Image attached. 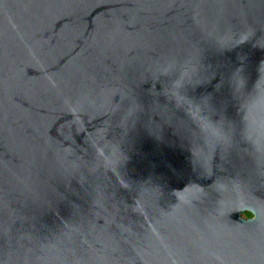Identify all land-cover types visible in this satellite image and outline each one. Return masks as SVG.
Wrapping results in <instances>:
<instances>
[{"label":"water","instance_id":"water-1","mask_svg":"<svg viewBox=\"0 0 264 264\" xmlns=\"http://www.w3.org/2000/svg\"><path fill=\"white\" fill-rule=\"evenodd\" d=\"M0 264H264V0H0Z\"/></svg>","mask_w":264,"mask_h":264},{"label":"trees","instance_id":"trees-1","mask_svg":"<svg viewBox=\"0 0 264 264\" xmlns=\"http://www.w3.org/2000/svg\"><path fill=\"white\" fill-rule=\"evenodd\" d=\"M244 216L247 217V218H251L252 217V215L250 213H245Z\"/></svg>","mask_w":264,"mask_h":264}]
</instances>
